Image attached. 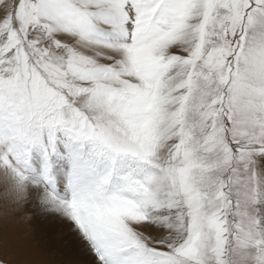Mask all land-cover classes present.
<instances>
[{
    "label": "snow or ice",
    "instance_id": "snow-or-ice-1",
    "mask_svg": "<svg viewBox=\"0 0 264 264\" xmlns=\"http://www.w3.org/2000/svg\"><path fill=\"white\" fill-rule=\"evenodd\" d=\"M0 187V264H264V0H0Z\"/></svg>",
    "mask_w": 264,
    "mask_h": 264
},
{
    "label": "rangeland",
    "instance_id": "rangeland-1",
    "mask_svg": "<svg viewBox=\"0 0 264 264\" xmlns=\"http://www.w3.org/2000/svg\"><path fill=\"white\" fill-rule=\"evenodd\" d=\"M17 231L24 239L22 252L10 257L9 264H90V257L81 249L72 227L55 216L26 211Z\"/></svg>",
    "mask_w": 264,
    "mask_h": 264
}]
</instances>
